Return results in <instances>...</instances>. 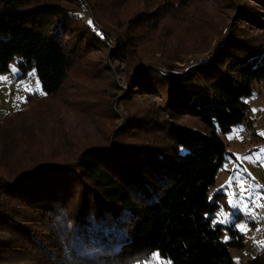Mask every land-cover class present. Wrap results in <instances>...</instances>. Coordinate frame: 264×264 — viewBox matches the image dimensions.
<instances>
[{"label": "trees", "instance_id": "trees-1", "mask_svg": "<svg viewBox=\"0 0 264 264\" xmlns=\"http://www.w3.org/2000/svg\"><path fill=\"white\" fill-rule=\"evenodd\" d=\"M131 1L142 3L136 14ZM204 1L95 0L104 22L97 36L81 0H0V72L16 58L23 74L36 69L44 91L32 100L66 89L82 47L115 46L110 53L134 71L157 51L171 60L169 73L143 68L131 82L137 94L162 99L161 120L139 117L142 110L124 91L119 102L109 101L106 118L117 124L119 106L126 124L111 138L105 124L102 140L73 153L57 145L41 161L23 157L25 146H6L13 129L0 134V264H133L154 251L173 264H235L231 249L245 247L243 235L233 229L224 239V225L215 220L220 196L211 200L209 192L231 154L222 135L242 128L253 83L264 80V39L230 32L208 64L178 71L176 62L194 51L175 55V39L167 38L184 25L198 36ZM252 1L264 13V0ZM236 10L247 18L245 8ZM166 18L177 28L159 33ZM183 35L184 47L190 40ZM93 101L88 109L97 112ZM14 115L3 116L0 126L13 127ZM185 116L195 123L179 121ZM164 126L167 137L156 133ZM246 264H264V247Z\"/></svg>", "mask_w": 264, "mask_h": 264}, {"label": "rangeland", "instance_id": "rangeland-1", "mask_svg": "<svg viewBox=\"0 0 264 264\" xmlns=\"http://www.w3.org/2000/svg\"><path fill=\"white\" fill-rule=\"evenodd\" d=\"M81 3L88 11L87 15L89 16L92 13L95 22L102 27L104 25L103 18L97 17L98 10L94 7L95 0H81ZM238 6H242L247 10V18L239 19L238 10H236ZM129 7L136 14L142 9V3L131 1ZM153 8L156 9L157 5H154ZM260 10L262 8L252 0H205L203 2V15H200L202 25L195 27L199 32L198 36L194 35L189 27L184 25L174 36L171 33L172 36L170 34V37L167 38V40L175 39L174 45L179 49L175 55L181 52L187 53L190 50L194 51L187 59L176 62L178 68H180L178 71L183 72L190 67L204 63L208 64L212 59V53L220 48L230 32L236 31L246 39L257 43L262 42L264 39V13H261ZM151 11L154 10L146 12ZM250 17L253 19H249ZM254 18L261 23L254 22ZM160 24L159 33H161V30L169 33L172 30L170 29L172 24L174 25L173 32L177 28V25L168 18L163 19ZM184 33L188 37L187 40L190 41L189 45L183 47L179 42L182 41ZM187 40L186 43H188ZM176 44L181 47L176 46ZM114 49L115 46L107 48L100 44L87 50L84 47L80 48L79 53H83L81 56L78 53L79 61L73 65L66 89L53 98L39 96V98L32 100L33 95L43 93V86L37 76L36 69L29 71L26 75L23 74L18 65V58L12 61L8 71L0 72V119L5 115H14L17 111L26 110L20 116H12V120L15 121L13 127L9 124L0 126V134L6 135V132L9 131L10 133L12 129L14 131L11 135L12 138L9 135L10 140L13 139V141H7L8 150L21 148L22 151V146H25L26 152L22 154L23 157L28 156V154L29 156L36 155L38 160L41 161L43 158L52 157V152L57 150V145H60L59 150H72L73 153L74 148L82 149L89 144L97 143L105 135L102 130L105 124L107 126L106 132L109 129L108 135L111 138L113 131L122 128L121 126L126 124L125 117L128 114H125L126 112L124 113L121 107L118 106L119 121L116 124L112 119V122L107 123L108 116L110 113L112 115L113 112V110H110L108 103L109 101L110 104L119 102L124 91L132 99L131 106L142 110L139 117L151 119L153 116L161 120L162 116L160 117L157 113V108L160 109L161 104L164 103L162 99L157 96L147 98L140 92L137 94L134 92L135 88L131 82L137 74L136 72L140 73L143 68H153L163 75L169 73L171 69L165 63L171 62L167 58L170 55H164L163 52L157 51L153 57L146 59V62L134 71L122 60L113 56V53H110ZM165 52L168 54L167 51ZM172 52H175V50H172ZM94 74L95 76L98 75L97 80L91 78ZM85 86L92 88V93L95 94L93 97L88 96L87 91L89 89L87 88L85 91ZM110 86L112 88H109ZM109 90L112 94H109ZM93 100L96 101L97 112L94 109L92 111L88 109V103L93 105ZM248 103L250 111L245 122L248 127L255 128V132L248 137L249 134H245L246 132L244 133L242 128L236 125L230 132L222 135L231 154L227 156L226 161L218 171L216 182L209 192L211 200L215 193H219L220 196V209L215 213V220L216 223L224 225V239L233 229L239 230L243 235L245 247L239 251L235 248L231 249L235 264H246L248 258L255 256L264 247V234H262L259 227L251 225L249 220L243 219L242 216L239 219L237 217L239 210L246 213V209L240 204L233 207L228 203L230 199L241 200V188L237 181L233 179L230 186L228 183L230 178L236 176L237 166L243 173L241 177L244 181L243 203L249 204L251 200H256L259 196L264 197V177L262 173L264 152H261L264 149V135H261V133H264V80H257L253 83V91L248 98ZM182 119L179 121L195 123L190 117L185 116ZM160 130L158 129L156 133L167 137L166 126ZM14 138L16 141H14ZM94 140L97 141L94 142ZM50 142L53 143L50 144ZM248 156L253 157V159H237V157ZM226 163L227 167L225 168ZM221 210L226 216L232 217L226 224L219 222L223 219L220 216ZM233 213L235 215H232ZM241 225L246 226L247 231H241ZM172 262L170 258L154 251L150 256H144V258L133 264H173Z\"/></svg>", "mask_w": 264, "mask_h": 264}, {"label": "built area", "instance_id": "built-area-1", "mask_svg": "<svg viewBox=\"0 0 264 264\" xmlns=\"http://www.w3.org/2000/svg\"><path fill=\"white\" fill-rule=\"evenodd\" d=\"M94 32L97 36H102L103 35V29L102 27L99 25V23H95L94 25ZM247 120V119H245ZM245 120L242 121V130L244 131L245 134H249V136H251L250 134H252L253 132H255V128H251L248 127L246 125ZM246 136V135H245ZM263 173V177H264V168L262 170ZM262 204L264 205V197L263 196H259V199L257 200H251V202H249V206L248 208L245 210L246 213H244V215H242L243 219L246 218L249 220V223L252 222L253 225L259 227V229L261 230L262 234H264V207H256V204Z\"/></svg>", "mask_w": 264, "mask_h": 264}, {"label": "snow or ice", "instance_id": "snow-or-ice-1", "mask_svg": "<svg viewBox=\"0 0 264 264\" xmlns=\"http://www.w3.org/2000/svg\"><path fill=\"white\" fill-rule=\"evenodd\" d=\"M91 23V22H90ZM22 59V58H21ZM261 135H264V133H261ZM231 138V137H230ZM261 152H264V149H262L261 150ZM257 158H259V157H257ZM237 159H248V160H252L253 159V157H251V156H248V157H237ZM227 167V163L225 164V168ZM242 175H243V173L239 170V167L237 166V169H236V176L235 177H232V178H230V180H229V186L231 185V183H232V180L233 179H235L236 181H237V183H238V185L240 186V188H241V200H229L228 201V203L229 204H231L233 207H236L237 206V204H240L243 208H245V209H247L248 208V204H246V203H243V200H242V197H243V191H244V189H243V184H244V181L241 179V177H242ZM259 199V197H257V200ZM256 207H264V205H262V204H256L255 205ZM208 215H213L212 213H209ZM232 215H235L234 213L232 214ZM220 216L221 217H223V219L221 220V221H219L220 223H228L229 222V220L232 218L231 216H226L225 214H224V212L221 210V212H220ZM240 230L241 231H247V228H246V226H244V225H241L240 226Z\"/></svg>", "mask_w": 264, "mask_h": 264}]
</instances>
